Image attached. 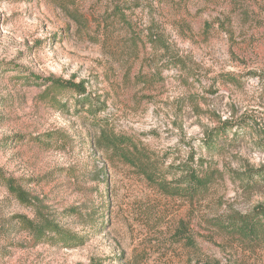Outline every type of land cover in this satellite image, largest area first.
Masks as SVG:
<instances>
[{"label": "rangeland", "instance_id": "obj_1", "mask_svg": "<svg viewBox=\"0 0 264 264\" xmlns=\"http://www.w3.org/2000/svg\"><path fill=\"white\" fill-rule=\"evenodd\" d=\"M186 170L207 192L160 187ZM262 171L264 0H0V174L29 202L0 179V264H264L263 233L219 227L264 209Z\"/></svg>", "mask_w": 264, "mask_h": 264}, {"label": "trees", "instance_id": "obj_2", "mask_svg": "<svg viewBox=\"0 0 264 264\" xmlns=\"http://www.w3.org/2000/svg\"><path fill=\"white\" fill-rule=\"evenodd\" d=\"M47 82H49L47 91L50 92L53 89L58 91H71L78 97L76 103L81 105L82 108L86 107V110L88 111L87 113L89 115L93 113L95 114L97 112L98 108L91 102V97L86 93L83 83L73 84L71 82H64L61 79H50L47 80ZM101 138L103 140H106L110 144L113 155L119 157L126 163L132 161L130 160V154L123 151L120 147L123 145H127V140L115 137L113 135L107 137L105 135V132H102ZM255 178H257L259 181L264 182V171L255 173ZM0 179L4 182L7 190L12 195H14V197L20 203H29L28 195L23 192L20 187L15 184L14 181L8 178H4L1 174ZM211 181V175L208 173H203L202 170H186L181 180L178 182V184H180L179 186H176L171 190H169L168 188H164L163 185H160V187H162V189H164V191H166L171 196L194 199L207 192ZM219 227L243 238H255L257 234H264V209H262L261 207H256L254 211L248 216H238V218L231 219L229 224H220ZM28 229L36 241H41V239H48L49 237H47L46 234L63 239L64 245H66L67 247L74 246L81 241L80 238H78L76 235H71L58 229L57 225H55L53 221H50L48 219H45L44 222H40L36 225L29 224Z\"/></svg>", "mask_w": 264, "mask_h": 264}]
</instances>
